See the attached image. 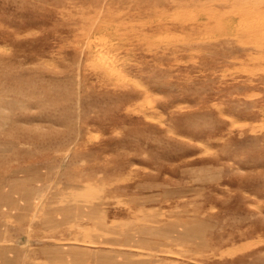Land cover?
I'll list each match as a JSON object with an SVG mask.
<instances>
[{
    "label": "rangeland",
    "instance_id": "374dc122",
    "mask_svg": "<svg viewBox=\"0 0 264 264\" xmlns=\"http://www.w3.org/2000/svg\"><path fill=\"white\" fill-rule=\"evenodd\" d=\"M0 264H264V0H0Z\"/></svg>",
    "mask_w": 264,
    "mask_h": 264
}]
</instances>
